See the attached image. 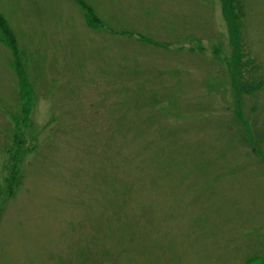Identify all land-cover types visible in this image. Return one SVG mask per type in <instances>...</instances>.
<instances>
[{
	"label": "rangeland",
	"instance_id": "rangeland-1",
	"mask_svg": "<svg viewBox=\"0 0 264 264\" xmlns=\"http://www.w3.org/2000/svg\"><path fill=\"white\" fill-rule=\"evenodd\" d=\"M241 4L239 40L225 0H0V264H264Z\"/></svg>",
	"mask_w": 264,
	"mask_h": 264
},
{
	"label": "trees",
	"instance_id": "trees-1",
	"mask_svg": "<svg viewBox=\"0 0 264 264\" xmlns=\"http://www.w3.org/2000/svg\"><path fill=\"white\" fill-rule=\"evenodd\" d=\"M225 1L228 3L230 7L229 11H230V17L232 19V28L234 31V36L240 40L243 37V32H242V24H243L242 20L244 16L243 5L241 4V0H225ZM89 7L90 9H92L91 6ZM0 27L1 30L5 29L3 26V16H1V14H0ZM240 65H245V62L241 56H240Z\"/></svg>",
	"mask_w": 264,
	"mask_h": 264
}]
</instances>
